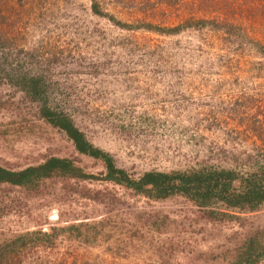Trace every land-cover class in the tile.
<instances>
[{
    "label": "rangeland",
    "instance_id": "rangeland-1",
    "mask_svg": "<svg viewBox=\"0 0 264 264\" xmlns=\"http://www.w3.org/2000/svg\"><path fill=\"white\" fill-rule=\"evenodd\" d=\"M99 1L123 23L145 16L168 30L183 16L169 17L167 0ZM92 5L0 0V57L14 63L0 66V165L21 171L69 158L95 176L52 178L34 188L0 184V244L28 232L57 235L56 250H31L21 264H231L247 238L264 232V204L201 208L183 195L153 199L108 182L103 162L80 154L10 77L41 76L49 102L133 178L241 168L264 150V50L253 43L264 46V0L200 6L207 19L237 20L241 29L232 35L212 26L129 33Z\"/></svg>",
    "mask_w": 264,
    "mask_h": 264
},
{
    "label": "trees",
    "instance_id": "trees-1",
    "mask_svg": "<svg viewBox=\"0 0 264 264\" xmlns=\"http://www.w3.org/2000/svg\"><path fill=\"white\" fill-rule=\"evenodd\" d=\"M92 9L95 15L108 18L120 29L135 33L139 30L169 32V35H176L186 30H202L212 26L218 30L226 31L229 35L241 27L235 23L237 20L224 17L220 19L212 16L207 19L200 16L201 0H167L169 6V17L171 13L182 14L177 26L169 24L168 30L164 24L157 26L154 18L143 17L126 23L120 22L114 15L105 13L99 0H92ZM201 9L215 8L216 0H203ZM165 3V2H164ZM191 6V9H189ZM246 12H253V6L246 5ZM141 7L139 11L145 12ZM183 9L186 11V14ZM201 10V11H202ZM217 10V8H216ZM213 13H215L213 11ZM239 14V13H238ZM197 15V16H196ZM220 17V14H218ZM173 20L174 18H170ZM173 22V23H174ZM159 29V30H158ZM240 38L241 33L235 34ZM248 38L247 36H245ZM239 38L238 41H239ZM255 46H264L256 40ZM3 49L2 44L0 50ZM262 51V50H260ZM264 55V52H261ZM13 59L10 55L3 54L0 57V66L8 65L12 68ZM10 77V76H9ZM21 80L22 84H21ZM10 81H16L17 85L27 92L35 101H40V116L55 129L64 132L73 142L76 150L85 156L101 160L107 171L105 179L108 182L125 186L139 194L153 199H164L175 195H183L195 201L201 208L209 207L217 202L225 204L229 208L241 210H256L264 204V150L261 149L257 158L248 156L243 160L241 168H219L204 166L199 170H187L172 173L151 171L140 178H133L126 170L117 166L114 157L96 147L87 138L86 134L79 129L73 118L65 111L58 110L48 99V87L41 76H14ZM246 169V170H243ZM95 176L84 172L76 165L75 161L69 158L51 157L44 163L31 166L21 171L6 169L0 165V184H7L15 187L34 188L42 181L52 178H73L79 180L94 179ZM214 213V212H211ZM57 235L45 231L28 232L0 244V264H17L22 254L31 250L44 248L48 250L57 249ZM13 249V253L10 249ZM18 264H21L20 262ZM231 264H264V232H257L247 238L239 248Z\"/></svg>",
    "mask_w": 264,
    "mask_h": 264
}]
</instances>
